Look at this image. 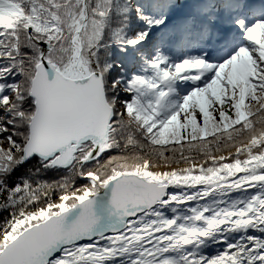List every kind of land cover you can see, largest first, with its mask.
Wrapping results in <instances>:
<instances>
[{"label":"snow or ice","instance_id":"6c2138e0","mask_svg":"<svg viewBox=\"0 0 264 264\" xmlns=\"http://www.w3.org/2000/svg\"><path fill=\"white\" fill-rule=\"evenodd\" d=\"M0 264H264V0H0Z\"/></svg>","mask_w":264,"mask_h":264}]
</instances>
